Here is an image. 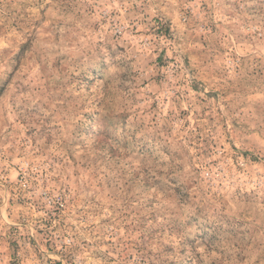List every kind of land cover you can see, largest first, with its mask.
I'll use <instances>...</instances> for the list:
<instances>
[{
	"label": "rangeland",
	"instance_id": "rangeland-1",
	"mask_svg": "<svg viewBox=\"0 0 264 264\" xmlns=\"http://www.w3.org/2000/svg\"><path fill=\"white\" fill-rule=\"evenodd\" d=\"M0 264H264V0H0Z\"/></svg>",
	"mask_w": 264,
	"mask_h": 264
}]
</instances>
